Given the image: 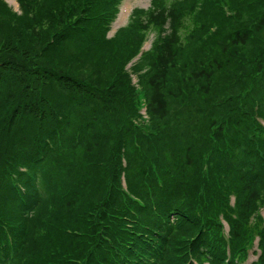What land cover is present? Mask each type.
I'll return each mask as SVG.
<instances>
[{
  "label": "trees",
  "instance_id": "16d2710c",
  "mask_svg": "<svg viewBox=\"0 0 264 264\" xmlns=\"http://www.w3.org/2000/svg\"><path fill=\"white\" fill-rule=\"evenodd\" d=\"M17 1L0 264H243L257 238L264 264V0H152L113 37L122 0Z\"/></svg>",
  "mask_w": 264,
  "mask_h": 264
},
{
  "label": "rangeland",
  "instance_id": "374dc122",
  "mask_svg": "<svg viewBox=\"0 0 264 264\" xmlns=\"http://www.w3.org/2000/svg\"><path fill=\"white\" fill-rule=\"evenodd\" d=\"M3 1L6 2L10 7H12L14 11L21 14L20 7H19L17 0H13V1H15V3H12L11 0H3ZM170 1H172V0H168V2H170ZM126 4H128L130 12L128 13L127 18L117 28V26H118L117 24H118V21L120 19V15L122 13V9ZM151 4H152V0H122V7L120 9V13L112 21L111 26H110V28L111 27L112 28H111V31H110L108 36L113 37L120 29L124 28L125 26L127 27V25L129 24V20H130L131 16L133 15V13L136 9H138V8L139 9H145V8H148ZM154 34H155L154 32H151V33H148L146 36V40H148L146 42V48L147 49L149 48V44L151 45L150 47L152 49V44L154 41ZM146 105H147V103L144 102V107H146ZM142 111L144 114L146 113V109H143ZM144 120H149L147 115L146 116L144 115Z\"/></svg>",
  "mask_w": 264,
  "mask_h": 264
},
{
  "label": "bare ground",
  "instance_id": "6f19581e",
  "mask_svg": "<svg viewBox=\"0 0 264 264\" xmlns=\"http://www.w3.org/2000/svg\"><path fill=\"white\" fill-rule=\"evenodd\" d=\"M11 2L12 3H15V1H13V0H11ZM130 11H129V7H128V4H126L124 7H123V9H122V13H121V15H120V19H119V21H118V26L117 27H119V25L127 18V16H128V13H129Z\"/></svg>",
  "mask_w": 264,
  "mask_h": 264
}]
</instances>
